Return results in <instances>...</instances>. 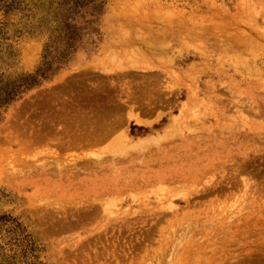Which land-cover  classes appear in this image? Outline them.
I'll list each match as a JSON object with an SVG mask.
<instances>
[{"label":"rangeland","instance_id":"rangeland-1","mask_svg":"<svg viewBox=\"0 0 264 264\" xmlns=\"http://www.w3.org/2000/svg\"><path fill=\"white\" fill-rule=\"evenodd\" d=\"M73 1L0 0V84ZM104 2L0 109V264H264V0Z\"/></svg>","mask_w":264,"mask_h":264},{"label":"trees","instance_id":"trees-1","mask_svg":"<svg viewBox=\"0 0 264 264\" xmlns=\"http://www.w3.org/2000/svg\"><path fill=\"white\" fill-rule=\"evenodd\" d=\"M104 1L105 0H74L72 8L69 7L68 4L64 5L66 13L62 22L63 29L59 31V37L48 47L42 67H40L35 74L25 76L14 83L0 84V109L6 106L8 107L17 101V99L27 91L39 87L44 81L49 80L63 67V64L68 61L69 56L77 50L76 43L79 40V36H81V34H78L81 28L73 26L78 11L87 9L91 11L90 15L94 16V14L102 9L105 4ZM88 24L92 25L91 22H88ZM62 41L66 42L65 50L59 53L58 49Z\"/></svg>","mask_w":264,"mask_h":264},{"label":"bare ground","instance_id":"bare-ground-1","mask_svg":"<svg viewBox=\"0 0 264 264\" xmlns=\"http://www.w3.org/2000/svg\"><path fill=\"white\" fill-rule=\"evenodd\" d=\"M158 34H160L159 32H158ZM162 34V33H161ZM163 35V34H162ZM137 38H139V36H137ZM213 76V75H212ZM189 91H191V90H189ZM194 93V92H193ZM205 93V92H204ZM207 93H209V92H207ZM206 93V94H207ZM192 94V93H191ZM200 94V93H199ZM190 95V94H189ZM194 99V98H193ZM191 101H193V100H191ZM194 105L193 106H195V103L194 102H192ZM184 113V112H183ZM136 119V121H137V123H143L142 121H141V119H140V117L139 118H135ZM205 131V130H204ZM216 133V132H215ZM223 134V133H222ZM217 135H218V133H217ZM203 136H205V135H203ZM193 137V136H192ZM202 137V136H201ZM214 137V136H213ZM222 137V136H221ZM191 138V137H190ZM190 138H188V139H190ZM196 139H197V137H196ZM203 139H204V137H203ZM172 141V140H171ZM194 141V140H193ZM202 141V140H201ZM219 140H218V138H217V142H218ZM175 142V141H174ZM195 143V142H194ZM202 143V142H201ZM152 144V143H151ZM170 144V143H169ZM126 145V144H125ZM128 145V144H127ZM182 146V145H181ZM180 147V146H179ZM120 148V147H119ZM149 148V147H148ZM176 149V148H175ZM208 149V148H207ZM205 150H206V148H205ZM209 151V150H208ZM118 152V151H117ZM201 153V152H200ZM189 158V157H188ZM190 159V158H189ZM188 159V160H189ZM194 159H195V157H194ZM117 160V159H116ZM168 163V162H167ZM191 177V176H190ZM179 178V177H178ZM193 180V179H192ZM191 180V181H192ZM190 182V181H189ZM194 181H192V183H193ZM186 183V182H185ZM195 183V182H194ZM170 206V205H169ZM168 206V207H169Z\"/></svg>","mask_w":264,"mask_h":264}]
</instances>
